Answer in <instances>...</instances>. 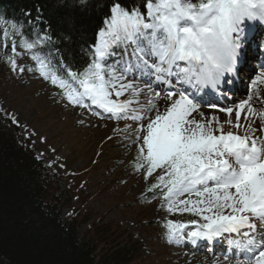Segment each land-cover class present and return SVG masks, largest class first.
Wrapping results in <instances>:
<instances>
[{
	"label": "snow or ice",
	"instance_id": "obj_1",
	"mask_svg": "<svg viewBox=\"0 0 264 264\" xmlns=\"http://www.w3.org/2000/svg\"><path fill=\"white\" fill-rule=\"evenodd\" d=\"M73 2L84 5L86 0ZM109 12L95 43L86 50L90 62L82 71H73L62 58L58 65L53 64L52 54L43 52V46L51 42L47 30L33 38L25 33L23 22L0 17L3 47L11 40L6 63L17 69L19 37L20 47L35 61V70L59 87L70 104L81 108L96 105L118 120L142 121V113L132 107L139 95L147 90L160 97L154 85L168 89L165 101L170 103L163 111L156 108L146 126L136 129L137 140L141 132L146 134L138 145L135 168L146 169L145 179L162 169L149 191L166 189L163 199L169 212H189L205 221L187 232L188 240L211 241L224 233L236 234L241 239L229 243L236 249L237 264H264V135H256L264 132V110L258 111L253 104L254 97L264 104L257 89L264 84V63L251 80L246 99L231 107L205 99V89L226 96L255 59L251 43L258 39L257 26L264 37V0H141L131 7L116 0ZM120 47L123 52L115 60L114 49ZM257 48L264 54V38H259ZM129 74L148 83L141 88L126 79ZM129 91L128 99H119ZM202 103L229 118L222 122L216 115L205 117L201 112V119H196L193 114ZM148 104L149 110L155 107L152 100ZM242 114L248 121L244 135L231 130L243 126ZM253 117L259 118V129L253 128ZM8 118L19 124L15 116L9 114ZM225 124L231 126L227 131ZM184 194L189 198L177 199ZM193 194L196 199L191 198ZM189 224L198 222L167 221V240L184 238Z\"/></svg>",
	"mask_w": 264,
	"mask_h": 264
},
{
	"label": "rangeland",
	"instance_id": "obj_2",
	"mask_svg": "<svg viewBox=\"0 0 264 264\" xmlns=\"http://www.w3.org/2000/svg\"><path fill=\"white\" fill-rule=\"evenodd\" d=\"M2 31L0 29V113L5 118L9 114L15 116L18 125L8 118L9 121L18 135L35 149L36 157L53 173L66 177L65 187L69 192L65 196L68 195L69 203L61 201L60 218L66 221L77 211L91 213V219L78 229L79 237L98 220L104 224H115L123 232V238L127 233L131 234L133 241L140 244L139 259L131 264H213L208 255L195 253L188 247L183 249L177 244L180 240L170 243L166 238L167 221L187 223L196 220L197 225H188V231H192L205 223L200 216L189 212H169L163 193L157 200L146 198L163 170L157 169L145 179L146 169L137 170L134 166L138 145L142 144L145 134L141 132V139L137 140L136 129L144 124L145 119H106L93 115L88 108L70 104L59 87L35 70V61L20 48L16 49L18 54L15 56L18 67L12 70L6 63L11 43L8 41L7 48L3 47ZM144 91L132 107L146 117L148 102L154 97ZM145 93L148 99L142 97ZM130 95V91L126 92L119 99H128ZM212 115L218 116L222 122L229 118L213 112L205 117ZM234 115L231 116L233 121ZM247 123L242 116L243 126L231 130L244 135ZM251 123L253 128H260L259 118H251ZM125 125L129 127L125 128ZM230 127L225 124V131ZM256 135L263 134L257 131ZM74 171L80 172L79 180L68 178ZM186 197L189 198L188 194L177 199ZM191 198L197 197L193 194ZM183 235L186 239L187 233ZM124 242L122 240L120 246ZM215 260L225 264L221 258Z\"/></svg>",
	"mask_w": 264,
	"mask_h": 264
},
{
	"label": "trees",
	"instance_id": "obj_3",
	"mask_svg": "<svg viewBox=\"0 0 264 264\" xmlns=\"http://www.w3.org/2000/svg\"><path fill=\"white\" fill-rule=\"evenodd\" d=\"M114 2L86 0L81 5L73 0H0V13L5 20L23 22L25 33L33 38L36 33L47 30L51 36L47 44L49 53L55 52L73 71H82L90 62L86 50ZM119 2L131 7L141 0ZM19 39L16 37L17 42ZM53 64L58 65L54 59ZM80 175L74 171L68 178L76 181ZM65 183L66 177L53 173L37 159L35 149L0 113V264H131L137 261L139 242L133 241L129 233L123 238V232L115 224L95 221L79 237L78 229L91 219V213L77 211L66 221L60 218L61 201L69 203ZM160 195V191L153 189L146 198L155 200ZM122 240L125 242L120 246Z\"/></svg>",
	"mask_w": 264,
	"mask_h": 264
},
{
	"label": "bare ground",
	"instance_id": "obj_4",
	"mask_svg": "<svg viewBox=\"0 0 264 264\" xmlns=\"http://www.w3.org/2000/svg\"><path fill=\"white\" fill-rule=\"evenodd\" d=\"M159 89H157V90H155V91H158ZM167 89H165V91H166ZM143 92H145V91H143ZM162 94H164V96H160V97H154L153 98V104L155 105V107H152L151 108V110H149L148 111V113H147V115H146V117H145V121H144V124L143 125H145L146 126V124L148 123V120H149V118L150 117H154V115H155V112H156V108H159L161 111H163L164 109H165V107H166V105H167V103H170V102H166L165 101V96H166V93L165 92H161ZM144 96H142L144 99H148L149 97L147 96V94L145 93V94H143ZM259 95L260 96H262V97H264V90H262L261 92H259ZM247 98V97H246ZM253 104H255L256 106H257V108H261L262 110H264V104H258L257 103V101H256V99H255V97H254V99H253ZM231 105H232V103H228V104H225V106L224 107H231ZM157 106V107H156ZM211 110H213V111H211ZM204 113V116H206L207 114H210V113H212L213 112V114H220V115H225V116H227L226 114H224V113H221V112H219L218 110H216V109H208V108H199L198 109V112L197 113H194L193 115H194V117L196 118V119H201V117L199 116V113ZM208 112V113H207ZM235 116V115H234ZM242 116H243V114H242ZM146 134V133H145ZM262 134L264 135V132H262ZM185 199H188V197H186ZM188 230H189V227H187L185 230H184V232L185 233H187L188 232Z\"/></svg>",
	"mask_w": 264,
	"mask_h": 264
}]
</instances>
